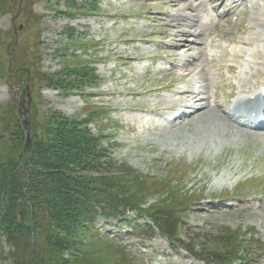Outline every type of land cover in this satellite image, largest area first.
Here are the masks:
<instances>
[{
    "label": "rangeland",
    "instance_id": "1",
    "mask_svg": "<svg viewBox=\"0 0 264 264\" xmlns=\"http://www.w3.org/2000/svg\"><path fill=\"white\" fill-rule=\"evenodd\" d=\"M19 1L0 0V135L13 127L11 107L21 104L24 142L55 113L106 137L101 143L117 161L114 188L137 203L144 213L138 222L150 231L141 230L144 239L127 224L98 217L97 234L112 239L100 242L110 244L102 264H264V142L247 135L213 158L191 135L194 128L208 135L204 124L196 118L180 128L170 124L166 103L178 105L183 89L204 86L207 77L197 67L204 64L200 33L180 21L194 16L184 10L186 0H23L12 27ZM255 2V15L245 3L229 27L208 31L236 43L255 37L253 18L264 16V0ZM183 29L197 35L182 36ZM212 45L207 50L230 55L241 48ZM189 54L195 64L184 63ZM225 58L223 67L234 60ZM166 84L172 86L146 91ZM206 93L199 104H207ZM8 145L0 142V152L12 153ZM122 163L124 172L117 170Z\"/></svg>",
    "mask_w": 264,
    "mask_h": 264
},
{
    "label": "trees",
    "instance_id": "2",
    "mask_svg": "<svg viewBox=\"0 0 264 264\" xmlns=\"http://www.w3.org/2000/svg\"><path fill=\"white\" fill-rule=\"evenodd\" d=\"M8 113L13 127L5 128L0 142L10 143L12 153H19L0 152V263H105L100 257L110 244H100L109 240L97 234L96 219L141 212L137 203L118 196L114 188L117 161L101 143L106 137L55 113L41 133L30 132L25 147L16 104ZM117 170L127 167L122 163Z\"/></svg>",
    "mask_w": 264,
    "mask_h": 264
},
{
    "label": "bare ground",
    "instance_id": "3",
    "mask_svg": "<svg viewBox=\"0 0 264 264\" xmlns=\"http://www.w3.org/2000/svg\"><path fill=\"white\" fill-rule=\"evenodd\" d=\"M238 1H242V0H238ZM189 4L190 3H188L187 5L184 6V10L192 11V10L189 9ZM236 6H237V2L234 1L230 8L234 9ZM190 7H191V4H190ZM196 11H197V9H196ZM191 20H192V18H191V15L189 14V18L185 22H183L184 25L192 27V28H193V26H196L197 30L200 33V37L202 39L204 33H203V31L200 30V27L203 26V25H201V23L198 22V21H197V23H194L195 25H193ZM175 23H181V22H179L178 20L177 21L175 20ZM181 32H182V34H180V35H182V36L183 35H185V36L186 35H193V37H194V35L195 36L197 35V33L194 32V30L193 31H188V30L184 31V29H183V31H181ZM177 37H179V36L177 35ZM181 39L182 38L180 36L179 40H181ZM203 40L204 39H202V41H201L202 44H203ZM179 45L180 46L182 45V46L186 47L183 42H180ZM193 49H195V48H193ZM202 53L205 54V52H202ZM235 56L237 58L244 59V54L243 53H237ZM200 57H202V56H199L198 58H200ZM191 58L193 59L192 60L193 64H195V61H196L197 58L193 57L191 54H189L186 57H184V60H183L184 63L189 62V59H191ZM197 61H198V59H197ZM200 62H198V63H200ZM199 67H200V71H202V73H205L204 66L201 65ZM229 70L230 71H234L235 68L234 67H230ZM204 78H206L205 79L206 83H205L204 86H200L199 88H197L195 90H193V89L191 90L189 88H185V89H183L180 92L182 98L178 101L179 102L178 105H176V102H167L166 103V105H167L166 107L169 110L173 111L174 117H175V118H173L172 122L170 121L171 126L175 127V128H180L183 125H186L187 122L189 120H191V118H196L198 120V122H201V124H204L207 127V129L205 131L208 132V135L206 134V135H202L201 136L200 132H202L203 130L200 129V128H194L191 131V135H193L196 138V145L199 148H202L203 146L204 147L206 146L209 156H211L213 158L217 155V153H218L217 151L218 150L225 149L228 146L230 147L231 143L235 144L236 141H239L240 138L244 139L247 135H252V136L258 137L260 140H262L264 142V126H259V128H257V129H260L259 131H251V130L247 129L245 127V125L241 121H238L230 113L221 111L222 104L218 102L219 100L217 101V96L216 95L212 96L213 97V101H214L213 105H211L208 102V99L211 96L206 97L207 98V104L206 105H201L202 102L199 104V101L201 99L200 98L201 93H205L210 86L216 87L217 89H221V87H222V85L214 84L213 80L211 78H209L208 76L204 77ZM257 78L258 79L254 83L251 82L250 76H245V77H243L241 79V84H239L238 87H237L238 88L237 102H240V103L243 104L244 97L241 96L242 93H244L243 95L249 94V92L252 93L253 91L256 90L257 87H258V90H259V87L264 84V77L259 74L257 76ZM170 86H172V85L166 84V85H163L161 87L159 86V87H155V88H150V90H146V91L147 92H149V91L150 92H153V91L156 92L157 90H161V89L167 90V89H169ZM245 86L248 87L247 90H245ZM202 99H205V98H202ZM188 107H189V110L191 112V115L186 120L183 111H184L185 108H188ZM244 107L247 108V111L252 110L251 103H247L246 105H244ZM127 108H129V107H127ZM214 108H218L219 110H217V109L214 110ZM157 114L161 115L163 113H159L158 112ZM203 121H204V123H203ZM200 127H202V126H200ZM257 129H255V130H257ZM231 134H233V136H231ZM246 139H247V137H246ZM240 165H242V164H240ZM224 176H225V174H224ZM217 184H219V183H217ZM182 264H185V262H182Z\"/></svg>",
    "mask_w": 264,
    "mask_h": 264
},
{
    "label": "water",
    "instance_id": "4",
    "mask_svg": "<svg viewBox=\"0 0 264 264\" xmlns=\"http://www.w3.org/2000/svg\"><path fill=\"white\" fill-rule=\"evenodd\" d=\"M23 0H20L19 1V4H18V12L16 13V15L14 16L13 20H12V26L14 27V21L15 19L17 18L18 14H19V11L21 9V3H22ZM22 123H24V119H22ZM25 124V123H24ZM23 124V125H24ZM25 131L27 132L28 131V128L25 127ZM30 143V136L27 135V139H26V142H25V147H28Z\"/></svg>",
    "mask_w": 264,
    "mask_h": 264
}]
</instances>
